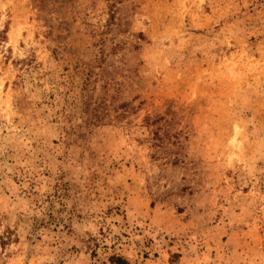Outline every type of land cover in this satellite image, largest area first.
<instances>
[{"label": "rangeland", "instance_id": "374dc122", "mask_svg": "<svg viewBox=\"0 0 264 264\" xmlns=\"http://www.w3.org/2000/svg\"><path fill=\"white\" fill-rule=\"evenodd\" d=\"M264 264V0H0V264Z\"/></svg>", "mask_w": 264, "mask_h": 264}, {"label": "trees", "instance_id": "16d2710c", "mask_svg": "<svg viewBox=\"0 0 264 264\" xmlns=\"http://www.w3.org/2000/svg\"><path fill=\"white\" fill-rule=\"evenodd\" d=\"M115 263L116 264H128V262L122 258H117Z\"/></svg>", "mask_w": 264, "mask_h": 264}]
</instances>
